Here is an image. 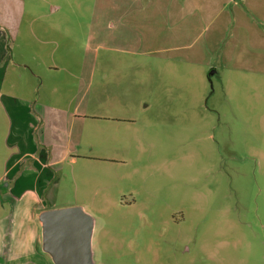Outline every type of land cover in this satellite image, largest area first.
<instances>
[{"label": "rangeland", "instance_id": "1", "mask_svg": "<svg viewBox=\"0 0 264 264\" xmlns=\"http://www.w3.org/2000/svg\"><path fill=\"white\" fill-rule=\"evenodd\" d=\"M182 1L22 0L0 177L8 92L60 111L47 205L84 212L92 264H264V0Z\"/></svg>", "mask_w": 264, "mask_h": 264}, {"label": "crops", "instance_id": "2", "mask_svg": "<svg viewBox=\"0 0 264 264\" xmlns=\"http://www.w3.org/2000/svg\"><path fill=\"white\" fill-rule=\"evenodd\" d=\"M170 1L178 3V0ZM182 3L185 4L180 5V18L197 13L203 16V7L200 9L188 0ZM22 9V0H0V91L10 65L24 67L13 62L10 46ZM4 103L10 121L6 142L12 153L6 162L5 174L0 177V182L7 180V191L0 196L3 202L8 201V209L0 214V264H55L52 256L39 248L38 242L42 230L40 214L53 209L47 205L51 198L52 167L71 154L69 147L60 150L55 146L65 117L60 111L45 112L41 104L35 106L23 95L10 92ZM109 121L131 123L125 119ZM78 156L85 157L81 153Z\"/></svg>", "mask_w": 264, "mask_h": 264}, {"label": "water", "instance_id": "3", "mask_svg": "<svg viewBox=\"0 0 264 264\" xmlns=\"http://www.w3.org/2000/svg\"><path fill=\"white\" fill-rule=\"evenodd\" d=\"M40 220L43 249L55 264H92L87 218L79 207L48 209Z\"/></svg>", "mask_w": 264, "mask_h": 264}]
</instances>
